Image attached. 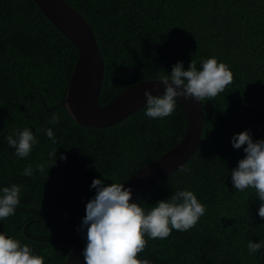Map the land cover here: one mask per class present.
<instances>
[{
  "label": "trees",
  "instance_id": "obj_1",
  "mask_svg": "<svg viewBox=\"0 0 264 264\" xmlns=\"http://www.w3.org/2000/svg\"><path fill=\"white\" fill-rule=\"evenodd\" d=\"M91 24L105 75L100 103L108 104L142 80L170 75L217 58L234 82L203 102L204 129L197 152L179 170L150 185L140 204L147 212L178 190L193 191L206 212L187 232L148 241L138 255L151 264H264L260 200L252 188L236 190L231 171L246 155L232 137L251 129L264 139V0H64ZM79 52L33 0H0V192L22 186L15 215L0 220V233L28 244L45 264H64L86 204L96 195L94 179L121 183L172 149L185 136L186 113L177 101L172 115L152 119L145 107L109 127L77 123L64 107ZM53 113L59 124L49 123ZM29 128L39 143L26 158L7 137ZM51 128L56 143L46 131ZM54 167L41 174L38 164ZM66 156L67 159H61ZM31 165L33 176L23 171ZM182 168L190 172L181 171ZM148 239L147 237H145Z\"/></svg>",
  "mask_w": 264,
  "mask_h": 264
},
{
  "label": "clouds",
  "instance_id": "obj_2",
  "mask_svg": "<svg viewBox=\"0 0 264 264\" xmlns=\"http://www.w3.org/2000/svg\"><path fill=\"white\" fill-rule=\"evenodd\" d=\"M159 82L165 87L163 95L156 96L151 91L144 93L147 98L145 115L152 119L172 115L178 98H194L200 102L214 100L234 82V74L227 64L213 57L203 60L201 69L193 60L187 70L183 62H178L172 66L170 75H162ZM64 107L71 112L70 105ZM48 122L59 124V115L53 113ZM37 131H46L47 137L56 143L51 128ZM7 141L20 158L28 157L33 146L39 143L29 128L17 129L15 138L10 134ZM231 142L235 149L243 148L246 154L231 171L233 186L240 192L249 188L256 191L261 202L258 214L264 219V139L254 140L251 129H248L234 135ZM56 154L57 150L53 149L49 158L55 157L54 163L47 169L45 164H38L36 171L41 174L47 171L49 175V169L56 164ZM60 158L67 159L66 156ZM181 171L190 172V169L182 168ZM23 174L33 176V167H26ZM21 187L13 184L0 192V220L15 215L20 204ZM91 187L96 189V195L86 204V215L77 230L84 232L86 229L87 244L83 250L86 264H151L148 259L138 258L148 246L149 239H166L173 230L187 232L206 212L205 205L199 202L194 192L186 189L176 191L166 201H158L146 212L141 204L132 202L131 187L125 188L121 183L106 185L102 179H94ZM247 247L250 253H256L264 249V240L260 243L250 241ZM0 264H45V261L44 257L34 255L28 244L0 233Z\"/></svg>",
  "mask_w": 264,
  "mask_h": 264
},
{
  "label": "water",
  "instance_id": "obj_3",
  "mask_svg": "<svg viewBox=\"0 0 264 264\" xmlns=\"http://www.w3.org/2000/svg\"><path fill=\"white\" fill-rule=\"evenodd\" d=\"M33 1L79 52L63 103L64 106L70 105L71 112H68L77 123L94 128L113 126L146 107V91H151L156 96L164 94L165 87L159 79L142 80L124 90L108 104L102 105L100 94L105 64L91 24L64 0ZM178 102L187 116L186 134L172 149L129 179L125 188H132V202L140 204L143 192L150 185L179 170L192 158L201 144L204 129L203 102L194 98H178ZM61 241L75 243L64 264H86L83 257L86 237H71Z\"/></svg>",
  "mask_w": 264,
  "mask_h": 264
}]
</instances>
